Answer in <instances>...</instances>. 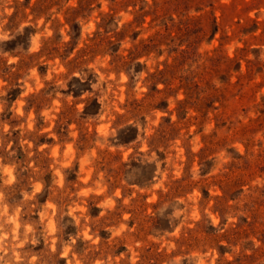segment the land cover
Here are the masks:
<instances>
[{
    "label": "rangeland",
    "instance_id": "1",
    "mask_svg": "<svg viewBox=\"0 0 264 264\" xmlns=\"http://www.w3.org/2000/svg\"><path fill=\"white\" fill-rule=\"evenodd\" d=\"M0 264H264V0H0Z\"/></svg>",
    "mask_w": 264,
    "mask_h": 264
},
{
    "label": "trees",
    "instance_id": "2",
    "mask_svg": "<svg viewBox=\"0 0 264 264\" xmlns=\"http://www.w3.org/2000/svg\"><path fill=\"white\" fill-rule=\"evenodd\" d=\"M95 105H96V106H99V104H98L97 102L95 103ZM85 111H86V114H89V113L92 112V109H91V108H86ZM158 256H161V255L158 254Z\"/></svg>",
    "mask_w": 264,
    "mask_h": 264
}]
</instances>
